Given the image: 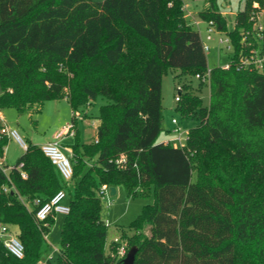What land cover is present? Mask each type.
<instances>
[{
    "label": "trees",
    "instance_id": "trees-1",
    "mask_svg": "<svg viewBox=\"0 0 264 264\" xmlns=\"http://www.w3.org/2000/svg\"><path fill=\"white\" fill-rule=\"evenodd\" d=\"M210 1L199 16L230 37L234 53L228 69H211L209 105L190 84L178 87L181 112L199 120L180 146L158 139L163 74L178 67L203 77L208 65L184 0H0V109L39 112L65 98L75 127L70 181L30 140L14 164L27 177L0 168V222L17 225L25 246L17 258L0 238V264L43 258L55 216L39 223L35 201L60 189L70 212L58 264H123L126 239L127 250L138 246L134 264H264V62L242 63L264 53V18L261 30L252 18L264 17V0H247L233 26ZM98 99L96 137L85 142L77 117ZM8 142L0 137V156ZM120 184L153 189L154 201L108 244L100 190Z\"/></svg>",
    "mask_w": 264,
    "mask_h": 264
},
{
    "label": "rangeland",
    "instance_id": "rangeland-1",
    "mask_svg": "<svg viewBox=\"0 0 264 264\" xmlns=\"http://www.w3.org/2000/svg\"><path fill=\"white\" fill-rule=\"evenodd\" d=\"M192 8L185 12L187 20L195 28L200 31L204 42L208 43L210 48L206 50L208 57V65L205 69V74L208 70L214 67H224L231 61L234 49L228 47V44L220 42L221 37H226V33L215 29L212 33V39L207 40L208 22L199 16V12L211 7L210 0H190ZM221 11L226 15L228 23L233 26L236 14L245 8L247 0H229L227 6L224 5V0H217ZM194 11V12H193ZM162 83V105L164 113V130L162 134L167 133L165 126H172V118H177L180 125L185 130L184 136L188 137L189 129L198 124L199 120L196 115H183L179 108V103L176 96L179 95L178 87L183 88L185 92V84H190L191 90L200 97L203 104H210V77L206 80H201L191 69H167L163 74ZM101 100L98 99L95 103L86 108L87 117L84 114L77 117L78 128L81 133V139L85 142L93 140L96 134V124L98 119L95 117L99 113ZM7 122L10 126L17 129L20 136L25 140H33L36 143H43L50 139L56 130H60L72 123V108L67 99H51L45 102L42 111L20 114L15 108L7 107L2 110ZM93 116V117H92ZM170 133V132H169ZM174 136L178 133L173 129ZM163 138V137H162ZM173 144L178 145L177 141H172ZM24 150L19 148L15 139H9L6 145V157H8L9 164H15L18 158L23 154ZM196 175L194 174V179ZM74 188V184L70 185ZM116 194L111 195L106 193L102 199V217L108 224L107 243L109 244L115 237H122L121 227L127 228L131 222L140 215L142 209L147 204L153 203V189H144L137 187L134 192H130L126 185L120 184L116 186ZM136 192V193H135ZM64 202H68V196ZM66 214L57 213L56 220L50 228L48 243V251L43 255V260L51 259V264H58V255L60 249V239L62 232V225ZM10 230L17 234L20 230L17 225H9ZM124 242L128 246L127 239ZM129 251V250H128Z\"/></svg>",
    "mask_w": 264,
    "mask_h": 264
},
{
    "label": "built area",
    "instance_id": "built-area-1",
    "mask_svg": "<svg viewBox=\"0 0 264 264\" xmlns=\"http://www.w3.org/2000/svg\"><path fill=\"white\" fill-rule=\"evenodd\" d=\"M225 3H227L229 0H224ZM190 0H184L183 3V9L187 11L189 9ZM255 7L258 6L257 3H254ZM252 18L255 20V24L257 25L258 29L261 30L263 28V12L257 11L253 13ZM216 25L213 21L208 22V35L207 40L212 39V32L215 31ZM204 42V41H203ZM220 42L224 44H228V47H232L231 39L229 36L226 35V37H221ZM210 48L209 44L204 42V49L205 51ZM263 62H264V53H260V51L256 50L252 57L243 59V65H249V64H255L259 68H263ZM230 67V64L227 63L224 68L228 69ZM211 70H208L207 74L205 76H201L200 74H197V76L203 80H206L207 77H210ZM176 99L179 100V96H176ZM172 123L174 124V130L178 133V135L174 137V141L178 142V145L184 146L187 142V138H185L184 134L185 130H183V127L180 125L177 118H172ZM0 137L6 136L8 139H15L19 145L25 150L28 148V144L24 138H22L17 131L16 128L10 126L8 122L5 120L2 110L0 109ZM75 134V127L73 123H68L64 129H62L56 136V138L52 141L45 142L41 144V149L45 153L46 156H48L52 163L57 168L58 172L62 176L64 180L70 181L74 174V166L71 161V155H69L63 148L62 140L67 135H74ZM6 155V147L4 149V155L0 156V168L3 172L9 173L12 169H20L22 177H27V172L22 170L23 168V162L20 163L18 166L14 165H8L5 160ZM118 164H124L126 163V158L124 156H121L117 160ZM7 190V188H5ZM106 193H110V187L104 185L102 186L100 190L101 197L103 198ZM67 197V191L65 189L58 190L48 201L44 203H40L39 199L35 202L39 204L38 209L36 210V220L44 225L45 227L49 225L48 218L50 216H54L57 213L62 214H68L70 212V205L69 203L64 202ZM104 199V198H103ZM45 237L48 239V233H45ZM0 238L3 240L4 246L7 248L9 253L14 255L17 258H23L25 254V246L21 242V240L14 234L10 228L9 225L0 222ZM115 242H119L120 238L115 237L113 239ZM127 247L126 243L123 242L122 245H120L118 254L121 257H125L127 255ZM35 264H47V261H44L43 259L37 261Z\"/></svg>",
    "mask_w": 264,
    "mask_h": 264
},
{
    "label": "crops",
    "instance_id": "crops-1",
    "mask_svg": "<svg viewBox=\"0 0 264 264\" xmlns=\"http://www.w3.org/2000/svg\"><path fill=\"white\" fill-rule=\"evenodd\" d=\"M224 5H226L227 6V3H225L224 2ZM190 9L192 8V2L190 3ZM205 10V9H204ZM194 12V11H193ZM223 13V12H222ZM224 14V13H223ZM225 15V14H224ZM2 114H3V112H2ZM3 116H4V114H3ZM4 118H5V116H4ZM5 120L7 121V119L5 118ZM171 122H172V119H171ZM98 123H99V121H98ZM98 123L96 124V133H97V126H98ZM66 125H64V127H65ZM64 127L62 128V129H64ZM172 128V126H165V129H166V131H167V133H164V134H160V136H159V141H163V142H168V141H173V139H174V134L172 133V130L174 129H171ZM62 129H60V130H56L55 132H54V134L52 135V137L50 138V139H48L47 141H45V142H48V141H52V140H54L55 138H56V136H57V134L62 130ZM170 132V133H169ZM73 137H74V135H67V136H65V138L62 140V144H63V148H64V150L69 154V155H72V149H71V147L70 146H68V143L69 142H71L72 140H73ZM96 137V134H95V136H94V138ZM163 137V138H162ZM93 138V139H94ZM31 142H33V143H35V144H38V145H40L41 146V144H43V143H45V142H43V143H36V142H34L33 140H30ZM17 142V141H16ZM91 142V141H90ZM17 144L19 145V143L17 142ZM19 148H22L20 145H19ZM23 149V148H22ZM24 150V149H23ZM5 160H6V163L8 164V165H14V164H9V162H8V157H6V155H5ZM66 203H68V202H66ZM54 216H55V220H56V217H57V214L55 215L54 214ZM48 236H49V234H48Z\"/></svg>",
    "mask_w": 264,
    "mask_h": 264
},
{
    "label": "water",
    "instance_id": "water-1",
    "mask_svg": "<svg viewBox=\"0 0 264 264\" xmlns=\"http://www.w3.org/2000/svg\"><path fill=\"white\" fill-rule=\"evenodd\" d=\"M2 91H3V86H2V83L0 81V93ZM116 191H117V189L115 186L110 187V194L111 195L116 194ZM137 251H138V246H136V245L132 246L129 249V251L127 252V255L124 257L123 264H134Z\"/></svg>",
    "mask_w": 264,
    "mask_h": 264
}]
</instances>
